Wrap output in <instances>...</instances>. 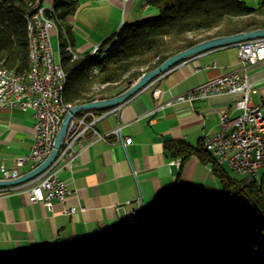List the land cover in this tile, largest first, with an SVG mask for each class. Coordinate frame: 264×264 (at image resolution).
Instances as JSON below:
<instances>
[{
	"label": "crops",
	"instance_id": "crops-1",
	"mask_svg": "<svg viewBox=\"0 0 264 264\" xmlns=\"http://www.w3.org/2000/svg\"><path fill=\"white\" fill-rule=\"evenodd\" d=\"M77 1L70 23L72 48L79 54L91 52L124 23L155 10L151 4L143 7L140 0ZM52 2L43 0L45 5ZM235 70L247 74L255 89L248 93V100L264 112V60L245 70L238 61L236 45L207 50L171 67L122 104L94 112L103 113L95 128L107 135L106 140L85 144L73 168L57 172L69 191L64 200L53 199L48 208L42 202L30 201L26 185L0 188V262L78 249L118 235L127 224L116 206L129 200L125 206L133 208L139 195L144 217L155 210L221 197L224 192L210 163L192 155L182 164L165 144L182 140L198 147L203 137L219 130L220 111L231 117L239 112L235 101L240 93L153 109L206 80ZM33 123L30 110L0 109V168L17 169L19 175L31 169L29 163L18 165L16 158L30 150ZM115 128L123 137H130L131 143L122 146L116 141ZM69 207H75V212H66Z\"/></svg>",
	"mask_w": 264,
	"mask_h": 264
},
{
	"label": "trees",
	"instance_id": "trees-1",
	"mask_svg": "<svg viewBox=\"0 0 264 264\" xmlns=\"http://www.w3.org/2000/svg\"><path fill=\"white\" fill-rule=\"evenodd\" d=\"M36 1L0 0V68L23 72L29 67L27 23ZM150 4L156 15L124 23L92 55L78 53L72 59L70 19L78 1L53 0L59 60L66 73L64 104L117 95L179 50L210 37L264 27V0L257 6L245 0H150ZM165 148L182 164L192 155L210 163L225 195L200 205L155 210L139 225L89 246L0 264H264V168L259 177L239 181L231 191L238 182L215 163L202 142L193 147L174 140Z\"/></svg>",
	"mask_w": 264,
	"mask_h": 264
},
{
	"label": "built area",
	"instance_id": "built-area-1",
	"mask_svg": "<svg viewBox=\"0 0 264 264\" xmlns=\"http://www.w3.org/2000/svg\"><path fill=\"white\" fill-rule=\"evenodd\" d=\"M140 1L143 7L150 5V0ZM38 4H43V11H36L35 8L30 15L33 30H40V37H33V84L24 86L21 72L5 67L4 72L0 74V109L30 110L34 116L33 143L30 150L26 155L16 158L18 165L29 163L31 168L42 162L50 152L66 112L61 106L59 96H56L58 77L61 74L56 72V58L51 40L52 21L50 14L46 12L49 11V5H45L43 0ZM98 47L99 45H95L90 54L96 52ZM236 47L238 61L245 70L264 60V37L239 42ZM71 51L72 59L79 57L72 47ZM37 56H44V63H37ZM10 87H20V94H10ZM254 91L247 74H240L235 70L206 80L191 91L173 96L158 104L153 111L177 103L192 104L213 96L240 93V97L235 101V108L239 112L231 117L226 111H220L219 130L213 136L203 137L202 145L205 150H215L214 160L217 165L226 163L232 170L254 178L258 170L264 167V112L260 105H252L248 100V93ZM99 115L85 110L71 117L55 159L41 174L25 184L31 202L39 201L51 208L53 199H65L69 191L57 177V172L63 168L71 170L85 144L96 139L106 140L107 135L100 134L95 128ZM88 131L91 132L90 135H87ZM112 133L122 146L131 143V138L123 137L119 128L112 130ZM0 169L3 178H15L19 175L17 169L8 170L4 165H1ZM134 201L137 205L133 208H126L125 204L130 203L129 200L116 206V211L124 214L129 225L142 220L141 196H137ZM84 209L80 207V210ZM65 211L73 213L75 207L66 208Z\"/></svg>",
	"mask_w": 264,
	"mask_h": 264
},
{
	"label": "water",
	"instance_id": "water-1",
	"mask_svg": "<svg viewBox=\"0 0 264 264\" xmlns=\"http://www.w3.org/2000/svg\"><path fill=\"white\" fill-rule=\"evenodd\" d=\"M261 37H264V27L248 31H241L229 35L214 36L201 40L195 44H192L182 50H179L169 55L154 68L143 72L135 81H133L129 85V87H127L124 91L120 92L119 94L107 98L95 99L85 103H78L69 106L62 117L59 128L54 137L51 150L45 157V159L35 167L31 168L23 174L18 175L15 178H0V188L9 190L17 188L19 186H24L26 183L41 174L55 159L59 148L61 147L69 121L71 117L76 113L85 110H106L118 106L127 99H129L131 96H133L135 93H137L139 90H141L143 87H145L147 84H149L151 81L158 78L168 69L194 55L219 47L237 45L239 42ZM128 226L135 225L127 224V227Z\"/></svg>",
	"mask_w": 264,
	"mask_h": 264
},
{
	"label": "bare ground",
	"instance_id": "bare-ground-1",
	"mask_svg": "<svg viewBox=\"0 0 264 264\" xmlns=\"http://www.w3.org/2000/svg\"><path fill=\"white\" fill-rule=\"evenodd\" d=\"M39 1L40 0L36 1V5H35L36 11H43V4H38ZM52 12H53L52 5L49 4V14L51 16L52 27H53V30L51 33V40L55 39L58 43L59 42V32L57 29V24L51 15ZM27 29H28V39H29V43H28L29 67L25 71L21 72V78H23L24 86H31L33 84V69H34V55H35V44L33 43V37H40V30H33L32 21H31L30 16L28 18ZM68 50L72 54L71 46H68ZM37 63H44V56H37ZM2 72H4V67L0 68V74H2ZM56 72L61 74V76L58 77V88L56 89V96H59L61 100V106L64 107L65 110L67 111L70 105L64 104L63 99H62V93H63L65 81H66V73L60 63L59 56L56 59ZM0 88H2V81H0ZM10 94H20V87H10ZM0 105H2V97H0ZM263 120H264V113H263ZM207 151L211 153L213 158H215V150H207ZM140 222L141 220L134 221V223H131L130 225L137 226L140 224Z\"/></svg>",
	"mask_w": 264,
	"mask_h": 264
},
{
	"label": "rangeland",
	"instance_id": "rangeland-1",
	"mask_svg": "<svg viewBox=\"0 0 264 264\" xmlns=\"http://www.w3.org/2000/svg\"><path fill=\"white\" fill-rule=\"evenodd\" d=\"M246 1V3L248 4V5H250V6H257L259 3H260V1L261 0H245ZM157 14V11L156 10H154L153 11V13L151 14V15H156ZM203 33H191V34H189L190 36H193V37H199V36H201ZM52 44H53V49H54V54H55V58L57 59L58 58V56H59V54H58V43H57V41L55 40V39H52ZM221 168L227 173V175L231 178V179H233V180H235V181H237L238 183H236V185L235 186H233V188L231 189V191L232 190H235V189H237L238 187H239V185H240V183H239V181H244V182H247L249 179H250V176L249 175H246V174H240V173H238V172H236V171H234V170H232L226 163H223L222 165H221ZM264 168V167H263ZM263 168H260L259 170H258V176L257 177H259L261 174H262V170H263ZM224 192V191H223ZM230 192H227V194H229ZM225 194L224 193H222V195H221V197L222 196H224ZM217 198H219V196H217V197H215V198H213L212 200H208V201H205V202H202V203H196V204H204V203H208V202H212V201H215ZM191 203H189V204H181L179 207H186V206H188V205H190Z\"/></svg>",
	"mask_w": 264,
	"mask_h": 264
}]
</instances>
